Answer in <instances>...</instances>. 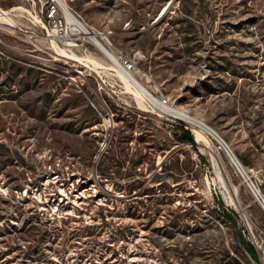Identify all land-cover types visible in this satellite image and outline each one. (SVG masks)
I'll return each instance as SVG.
<instances>
[{
    "label": "rangeland",
    "instance_id": "1",
    "mask_svg": "<svg viewBox=\"0 0 264 264\" xmlns=\"http://www.w3.org/2000/svg\"><path fill=\"white\" fill-rule=\"evenodd\" d=\"M64 2L264 198V0ZM52 7L66 31L52 0H0V264H264V211L227 155L178 140L87 36L48 37Z\"/></svg>",
    "mask_w": 264,
    "mask_h": 264
},
{
    "label": "bare ground",
    "instance_id": "2",
    "mask_svg": "<svg viewBox=\"0 0 264 264\" xmlns=\"http://www.w3.org/2000/svg\"><path fill=\"white\" fill-rule=\"evenodd\" d=\"M54 1L58 6L59 9L62 11V14L65 18L66 25L68 26V29H66L65 34L62 35V38L60 39L62 41V44L64 46H70V42L67 43L66 39L69 38L70 36L73 35H85L89 38V41L92 43V45L110 62L112 67L115 69L116 73L118 76L124 81L127 89L132 90L134 94L141 99L146 101L147 103L156 106L158 104V99L153 96L141 83L140 81L137 80V78L133 75L132 71L127 70L122 65V62L120 61L119 57L117 54H115L111 49L109 50L103 42H106L104 38H101L99 40L97 37L94 35H91V33L88 32V29L86 26L78 19L68 8L67 4H65L64 0H52ZM9 13L0 10V24L9 26V27H14L15 23H13V20L8 17ZM59 30H53L48 37H57L59 38L58 32ZM70 33V35H69ZM54 43V41L52 42ZM73 47V46H72ZM62 54H65L64 50H60ZM73 56V54H72ZM89 61V60H88ZM94 62L93 60H91ZM95 63V62H94ZM99 65V64H98ZM163 98V103L166 104H171L168 99ZM137 101V100H136ZM139 102V101H138ZM140 104V103H139ZM147 104V105H149ZM143 106V103H142ZM172 114L177 116L180 121L186 125H190L191 130L194 131V136L196 138L197 144L201 146H206L208 143V139L206 136L210 134L211 137L215 138H220L212 129H210L205 123L202 121H199L193 117H190L189 115L177 110L174 108L172 111ZM221 139V138H220ZM222 140V139H221ZM222 145L224 146V149H226L228 152H231L228 145L225 143V141L222 140ZM208 146V145H207ZM209 147V146H208ZM220 161L217 159L212 160V165L213 169L215 170L214 172L216 173V183L217 179L220 185V189L222 190V194L226 200L231 205H237L238 203V196L236 194V191L234 189H231V185L228 184L227 179H226V174H224L225 171L222 169L220 165ZM93 186V185H92ZM95 186V185H94Z\"/></svg>",
    "mask_w": 264,
    "mask_h": 264
},
{
    "label": "built area",
    "instance_id": "3",
    "mask_svg": "<svg viewBox=\"0 0 264 264\" xmlns=\"http://www.w3.org/2000/svg\"><path fill=\"white\" fill-rule=\"evenodd\" d=\"M48 14V18L53 22L54 27L56 29L54 30H59V38L57 37H53L54 39H56L59 43H62V41L60 40L62 38V35L65 34V28H63L61 20L58 17V13H57V9L56 7H52L50 10H48L47 12ZM53 31V30H52ZM118 57L120 59V61L122 62V65L127 68V70L132 71V69L134 68L133 63L126 59L121 53H118ZM158 99V104L155 107L156 111H157V115L168 119H174V120H178V124L179 126H182L186 131H189L191 134L194 135V131L191 130L190 125H186L184 123H182L180 121V119L175 116L174 114H172V111L174 110V106L173 104H166L163 103V98H161L160 96L156 97ZM206 138L210 139L211 143L213 144V146L215 147L216 151L218 153H224L227 155V157L229 158L232 166H234V168L236 169L237 173L240 175V177L243 179L244 183L247 185L248 189L251 191L252 195L254 196V198L256 199V201L259 203V205L261 206V208L264 211V198L261 195V193L259 192V190L257 189L256 185L246 176V173L243 169V167L240 165V163L237 161L235 155L231 152H228L226 149H224V146L222 145V140L220 138H215V137H211L210 134H208V136H206Z\"/></svg>",
    "mask_w": 264,
    "mask_h": 264
},
{
    "label": "trees",
    "instance_id": "4",
    "mask_svg": "<svg viewBox=\"0 0 264 264\" xmlns=\"http://www.w3.org/2000/svg\"><path fill=\"white\" fill-rule=\"evenodd\" d=\"M177 128H180V130L182 131L181 135L178 136V140H180L181 142H188L192 145H194V139H193V136L190 134L189 131H186L182 126H179ZM135 190L134 186L130 185L128 187V191L131 192ZM249 252H250V255L253 259L257 260V255H256V252L254 250V248L252 246H249Z\"/></svg>",
    "mask_w": 264,
    "mask_h": 264
}]
</instances>
